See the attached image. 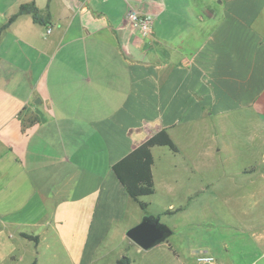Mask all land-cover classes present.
<instances>
[{
    "label": "crops",
    "instance_id": "0c3cea01",
    "mask_svg": "<svg viewBox=\"0 0 264 264\" xmlns=\"http://www.w3.org/2000/svg\"><path fill=\"white\" fill-rule=\"evenodd\" d=\"M157 136L144 210L114 166ZM205 254L264 264V0H0V264Z\"/></svg>",
    "mask_w": 264,
    "mask_h": 264
},
{
    "label": "trees",
    "instance_id": "16d2710c",
    "mask_svg": "<svg viewBox=\"0 0 264 264\" xmlns=\"http://www.w3.org/2000/svg\"><path fill=\"white\" fill-rule=\"evenodd\" d=\"M25 13L32 14L35 21L41 23L44 22V20L39 16V9L34 3L22 5L20 7L18 15ZM18 15L13 16L9 23L13 22L18 17ZM163 142H169L167 136H157L146 144L137 148L134 152L114 166L115 173L127 188L130 196L136 200L144 210L147 209L148 204L140 201V197L146 193H151L153 190V158L151 155V148L154 145L161 144ZM24 236L35 242L38 241L37 237H32L29 235ZM116 264H131V261L129 258L124 257Z\"/></svg>",
    "mask_w": 264,
    "mask_h": 264
},
{
    "label": "water",
    "instance_id": "95a60500",
    "mask_svg": "<svg viewBox=\"0 0 264 264\" xmlns=\"http://www.w3.org/2000/svg\"><path fill=\"white\" fill-rule=\"evenodd\" d=\"M172 235L173 231L161 222V215H146L127 232L129 239L145 251L166 242Z\"/></svg>",
    "mask_w": 264,
    "mask_h": 264
},
{
    "label": "built area",
    "instance_id": "2783aa9c",
    "mask_svg": "<svg viewBox=\"0 0 264 264\" xmlns=\"http://www.w3.org/2000/svg\"><path fill=\"white\" fill-rule=\"evenodd\" d=\"M127 19L136 26L142 35H148L154 23V17L152 15H141L131 8L127 14ZM51 30H49L50 32ZM197 261L200 263L215 264L216 260L211 255H199Z\"/></svg>",
    "mask_w": 264,
    "mask_h": 264
}]
</instances>
